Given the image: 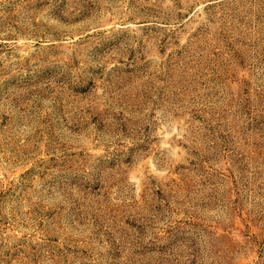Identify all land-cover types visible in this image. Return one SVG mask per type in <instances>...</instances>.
<instances>
[{"label":"rangeland","instance_id":"374dc122","mask_svg":"<svg viewBox=\"0 0 264 264\" xmlns=\"http://www.w3.org/2000/svg\"><path fill=\"white\" fill-rule=\"evenodd\" d=\"M0 264H264V0H0Z\"/></svg>","mask_w":264,"mask_h":264}]
</instances>
